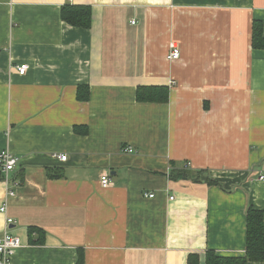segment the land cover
I'll return each mask as SVG.
<instances>
[{"label":"crops","instance_id":"obj_1","mask_svg":"<svg viewBox=\"0 0 264 264\" xmlns=\"http://www.w3.org/2000/svg\"><path fill=\"white\" fill-rule=\"evenodd\" d=\"M64 5L89 6L90 27L64 23ZM254 21L264 37V0H0V152L18 159L0 173V236L11 218L22 246L11 264L242 258L248 209L264 221ZM138 87H166L168 102L139 103Z\"/></svg>","mask_w":264,"mask_h":264},{"label":"trees","instance_id":"obj_2","mask_svg":"<svg viewBox=\"0 0 264 264\" xmlns=\"http://www.w3.org/2000/svg\"><path fill=\"white\" fill-rule=\"evenodd\" d=\"M60 18L69 26L88 29L90 27L91 9L89 6L64 5L60 10ZM251 46L253 49L264 50L263 29L259 21L252 23ZM168 99L169 91L166 87H138L136 89V100L139 103L166 104ZM188 176L189 174L185 171L177 172L172 178L175 180L187 179ZM205 182L208 185L217 184L210 179H205ZM245 218L246 242L244 256L242 258H223L216 256L212 251H207L205 253L204 264H248L250 262H264L263 213L250 207ZM33 232L38 235L36 243L41 244L44 233L41 230L34 231V229H30V233ZM76 264H83L82 259L79 258ZM187 264H199L198 255H189Z\"/></svg>","mask_w":264,"mask_h":264},{"label":"built area","instance_id":"obj_3","mask_svg":"<svg viewBox=\"0 0 264 264\" xmlns=\"http://www.w3.org/2000/svg\"><path fill=\"white\" fill-rule=\"evenodd\" d=\"M132 25H134V21L130 22ZM180 57V51L177 45L175 43H170L169 50L165 56V59L169 62H175ZM15 70L18 75H23L25 71L27 70L26 65L22 66H15ZM123 153H132L133 150L129 147H126L122 150ZM54 158H56L60 162L66 161L65 155H57ZM18 163V159L13 156L8 151H1L0 152V173L3 174L5 177L8 173L12 172L16 165ZM259 181H264V173H262L258 177ZM110 185L109 183V177L108 175H103L100 178V186L102 188H106ZM13 187L18 186L17 182H14ZM8 196L12 197L14 195V192L12 190L8 191ZM145 197L152 198L153 195H145ZM172 199V198H170ZM6 212V204H2L0 207V213L4 214ZM13 224V221L11 218L5 219V231L0 236V264H11V261L13 257L15 256L16 252L22 247L20 244V241L17 237L9 234L7 229L9 226Z\"/></svg>","mask_w":264,"mask_h":264}]
</instances>
